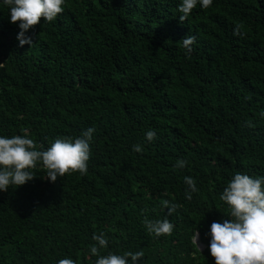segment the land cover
<instances>
[{"label": "trees", "instance_id": "trees-1", "mask_svg": "<svg viewBox=\"0 0 264 264\" xmlns=\"http://www.w3.org/2000/svg\"><path fill=\"white\" fill-rule=\"evenodd\" d=\"M179 3L66 0L26 33L31 47L0 6V135L46 149L96 129L86 174L50 182L38 165L32 181L0 192V264H94L101 232V255L214 264L208 232L227 219L223 189L236 172L264 176V0H213L185 20ZM185 176L199 189L191 200ZM166 200L178 205L171 216ZM145 217L167 218L172 234L149 233Z\"/></svg>", "mask_w": 264, "mask_h": 264}, {"label": "clouds", "instance_id": "clouds-1", "mask_svg": "<svg viewBox=\"0 0 264 264\" xmlns=\"http://www.w3.org/2000/svg\"><path fill=\"white\" fill-rule=\"evenodd\" d=\"M213 0H180L178 11L185 20L198 5L207 9ZM66 0H0V6L7 7L9 22L18 23L20 29L17 40L19 46L33 45L31 37L26 33L35 25L54 21L58 14L64 12ZM196 42L194 35H187L179 43L186 55H191ZM264 116V112L261 113ZM96 129L89 127L78 138L60 137L46 149L26 135L11 137L0 135V192L10 187L24 185L32 181L36 175L34 169L39 165L46 169V177L50 182L66 173L79 172L86 174L91 155V142ZM148 142L157 138L156 130L145 133ZM134 152L143 151L140 145H134ZM188 161L181 159L175 168L183 169ZM187 185L185 198L191 200L193 193H197L196 181L191 176L183 178ZM220 200L227 205L228 216L210 225L209 253L214 264H264V176L251 177L242 172H236L227 186L223 189ZM164 206L171 216L178 205L164 201ZM143 224L146 230L159 237L171 235L174 224L167 218L151 220L145 217ZM95 243L90 245L89 251L97 257L94 264H137L143 253L127 251L122 255L109 252L101 255L100 250L108 246V238L101 232L92 237ZM198 233L192 237L196 245ZM57 264H75L71 258L60 259Z\"/></svg>", "mask_w": 264, "mask_h": 264}]
</instances>
